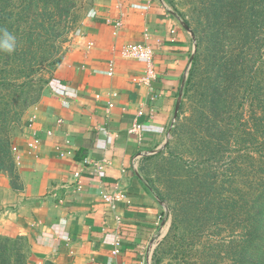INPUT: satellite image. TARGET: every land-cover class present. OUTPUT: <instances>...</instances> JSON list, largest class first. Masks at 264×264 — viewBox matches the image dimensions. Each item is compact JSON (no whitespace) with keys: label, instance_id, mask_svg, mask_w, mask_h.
Instances as JSON below:
<instances>
[{"label":"crops","instance_id":"crops-1","mask_svg":"<svg viewBox=\"0 0 264 264\" xmlns=\"http://www.w3.org/2000/svg\"><path fill=\"white\" fill-rule=\"evenodd\" d=\"M79 30L52 81L59 88L46 89L17 143L19 188L7 179L0 183L9 198L0 234L29 240V264H138L164 217L136 163L166 141L193 37L175 0H94ZM138 42L154 52L148 83L134 79L145 74V63L120 53ZM33 134L41 142L29 151ZM114 191L123 197L111 207L102 196ZM116 238L120 252L114 255Z\"/></svg>","mask_w":264,"mask_h":264},{"label":"trees","instance_id":"trees-1","mask_svg":"<svg viewBox=\"0 0 264 264\" xmlns=\"http://www.w3.org/2000/svg\"><path fill=\"white\" fill-rule=\"evenodd\" d=\"M7 1L10 0H0V27L7 28L15 35L18 49L21 45L31 53L33 59L41 63L49 56L46 48L48 44L53 46V40L46 36L38 54L36 50H31L35 32L32 25L19 28L22 26L20 11L26 10L30 17V9L36 5V0H18V13L8 11L7 5L10 4ZM56 4L65 17L70 0H56ZM196 4V20L201 25L197 27L199 40L197 57L193 63L198 62L204 52V39L209 41L212 49L209 51L206 92L201 94V102H204L207 111L202 110L192 119L193 127L188 133L192 142L188 146L194 152L204 150V155L194 163L188 193L185 197L180 195L174 202L169 232L175 239L172 248L180 261L192 256L194 264H222L221 260L210 262L204 258H222L220 253L212 254L215 245L208 239L214 225L223 223L228 212V224L233 235L224 251L228 249L229 264H264V0H197ZM202 15L204 21L200 19ZM65 27L66 24L62 29ZM42 30L50 31V36L60 37L55 27H42ZM7 55L0 51V64L8 60L10 56ZM13 59L17 60L15 57ZM31 68L32 65L29 70ZM195 68H189L184 88H187ZM3 72L0 69V90L6 83ZM1 98L0 95V104ZM34 100L31 98V102ZM245 106L246 112L249 111L246 120L243 119ZM9 107V101L0 105V174L12 175L16 164L10 139L3 133L7 117H2L5 108ZM180 128L182 131L183 125H179ZM239 145L246 148L243 155L248 158V162L244 165V160L236 162L234 159V163L226 164L232 171L231 175H227L224 169L219 170L215 166V162L227 158L224 153L233 148L231 146ZM234 173L239 176L238 188L232 179ZM226 175L229 187L232 185L233 190H237L236 196L226 193ZM241 179H245L244 184ZM22 237L0 235V264H29L30 254L26 252H29L28 245L26 239L22 244ZM203 237L206 239L203 240ZM216 246L220 247V252L223 251L222 243ZM43 264L55 263L46 260Z\"/></svg>","mask_w":264,"mask_h":264},{"label":"rangeland","instance_id":"rangeland-1","mask_svg":"<svg viewBox=\"0 0 264 264\" xmlns=\"http://www.w3.org/2000/svg\"><path fill=\"white\" fill-rule=\"evenodd\" d=\"M36 2L33 9H30V17H28L26 10L20 11V22L22 26L19 28H28L32 25L35 32H33L32 36L34 37V43L32 40L31 50H36L38 54L40 53L41 45L45 41L46 36L50 37L54 43L51 47L48 44L46 48V51H49V56L44 58L41 63H38L37 59H33L31 53H28L27 50L19 45V49L16 47L13 53L7 55L8 57L10 56L8 60H5V62L1 61L0 64V69L4 71L2 76L5 77L6 80V83H4L3 88L0 90V95L2 97L0 105H3L6 101L10 103V107L4 110L5 114H2V117H7L6 126L3 127V133L10 139L11 151L16 164L19 157L13 152V147L17 146L18 141L25 135L26 127L34 116L36 106L42 100L50 83L56 80V70L65 61L66 54L71 49L74 39L78 34H81V30L79 29L82 25V21L90 14V8L94 0H70V5H68L69 9L65 17L59 12V5L56 4V0H36ZM196 2L197 0H175L176 8L182 15L193 37L194 51L189 68L192 70V67H196L194 69V74L190 77L187 88L183 87L184 91L182 90L181 93L182 102L180 101L181 104L169 128L166 141L162 146L156 149L154 153L143 156L142 159L136 163L137 171L145 187L157 196L163 208L164 220L161 230L156 236L157 246L152 257L153 264H177L180 261V258H176L174 249L172 248V241L175 239L169 235L173 219V207H175L174 202L180 195L181 197H185L186 192L188 193L191 187L190 175L195 168L194 163L201 160L204 155V150L199 149V152H194L193 149L188 146L192 142L188 134L189 130L193 127L192 119L199 115L202 110L207 111L206 105L204 102H201L203 101L201 94L206 92L205 85L208 82L206 80V75L208 73L207 66L210 58L209 51L212 49V45L209 41L204 39L202 43L204 52L200 55L198 62L195 61V63H193L194 58L197 57L196 50L199 40L197 27L201 25L196 20V11H198ZM7 3L10 4L7 5L8 11L13 13L19 12V5H17L18 0H10L7 1ZM16 19L17 17L11 22ZM200 19H203V15ZM65 24L66 27L62 29ZM42 27L44 29H51L52 27L57 28L59 31L58 36L60 35V37L50 36V31L44 30L43 32ZM49 43H52V41ZM14 57L17 60L13 59ZM30 65H32L31 70H29ZM31 98H35V100L31 102ZM244 109L243 119L246 120L249 116V111L246 112V106ZM242 123H244V121H242ZM179 125H183L182 131L181 128L178 129ZM236 146H231L233 148L229 149L227 153H224L227 158L223 157L221 160L215 162V166H217L219 170L224 169L223 172H226L227 175H231L232 171L226 164L234 163V161L237 162L239 159L244 160V165L248 162V158L243 155L246 148L242 145ZM200 153H202V157ZM239 155L241 158H238ZM242 174L245 175L244 170H242ZM227 175L224 177V181H226V193L227 195L234 194V196H236L237 190L234 191L232 185L229 187ZM232 176L238 188L239 176L237 173H234ZM18 177L17 169L12 175L1 173L0 183H4L6 181L5 179H7L8 183L11 184L13 188L18 189ZM241 180L244 184L245 179ZM3 186L2 184L0 187V212H3L9 205L7 193L2 190ZM186 213L187 211L185 214ZM228 222L229 216L227 212L226 217L223 219V223L218 226L214 225L213 233L208 239L210 243L215 245L212 254L214 253L217 255V253H220L222 258L218 256L219 259L212 256L210 258H204L205 261L211 262L221 260L222 264H229L228 249L224 251V247L227 248L230 245V236L233 235V232L230 231L231 225L228 224ZM0 235L5 236L2 234ZM17 235L7 237H16ZM24 239H26L29 249V252H26L31 254L30 242L23 236L21 239L22 244L25 242ZM205 239L206 238L203 237V240ZM221 243L223 244L222 252L219 251L220 247L216 246ZM198 248L199 250L201 249L200 244ZM201 255H203V253H201ZM192 261H195V259L192 256H188L185 260L180 261L179 264H182V262L184 264H194Z\"/></svg>","mask_w":264,"mask_h":264},{"label":"built area","instance_id":"built-area-1","mask_svg":"<svg viewBox=\"0 0 264 264\" xmlns=\"http://www.w3.org/2000/svg\"><path fill=\"white\" fill-rule=\"evenodd\" d=\"M121 56L129 59H135L140 60L145 63V74L141 76H135L134 79H138L139 82L148 83V81L155 76V70H154V63H153V49L148 43L144 42H138V43H129L122 46L120 50ZM108 75H112V64H110ZM50 88L52 91H56L59 86L54 85L53 83H50ZM113 103H109L108 107H112ZM46 134L49 136L52 134L51 130H47ZM41 142V139L36 135L33 134L32 138L27 142V149L29 151H35ZM66 144L70 143L68 140L65 141ZM13 152L18 155V149L17 146L13 147ZM69 151H62L59 150L60 156H63L65 154H68ZM88 162V161H87ZM90 163V161L88 162ZM95 165L97 170L103 169V164L95 162L92 163ZM75 176H79V173L76 172ZM80 187V185H78ZM123 195L121 192L114 191L113 193H104L102 198L103 200L108 203L111 207H114V201L121 199ZM114 249L112 250V254H118L120 252V239L116 238L113 242ZM157 246L156 239L152 240L150 244L142 247L140 251V259L138 261V264H152V257L153 252Z\"/></svg>","mask_w":264,"mask_h":264},{"label":"clouds","instance_id":"clouds-1","mask_svg":"<svg viewBox=\"0 0 264 264\" xmlns=\"http://www.w3.org/2000/svg\"><path fill=\"white\" fill-rule=\"evenodd\" d=\"M16 50V37L7 28L0 27V51L8 54Z\"/></svg>","mask_w":264,"mask_h":264},{"label":"water","instance_id":"water-1","mask_svg":"<svg viewBox=\"0 0 264 264\" xmlns=\"http://www.w3.org/2000/svg\"><path fill=\"white\" fill-rule=\"evenodd\" d=\"M177 110H178V106H177Z\"/></svg>","mask_w":264,"mask_h":264}]
</instances>
